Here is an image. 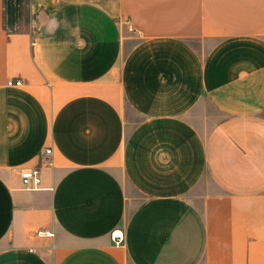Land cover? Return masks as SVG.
<instances>
[{
  "label": "crops",
  "instance_id": "0c3cea01",
  "mask_svg": "<svg viewBox=\"0 0 264 264\" xmlns=\"http://www.w3.org/2000/svg\"><path fill=\"white\" fill-rule=\"evenodd\" d=\"M23 2L13 27L0 0V264H264V0Z\"/></svg>",
  "mask_w": 264,
  "mask_h": 264
},
{
  "label": "built area",
  "instance_id": "2783aa9c",
  "mask_svg": "<svg viewBox=\"0 0 264 264\" xmlns=\"http://www.w3.org/2000/svg\"><path fill=\"white\" fill-rule=\"evenodd\" d=\"M8 84L9 85H22L23 81L22 79H16V80L12 79L8 81ZM51 151L52 149H47L45 151V154H50ZM21 176H22V182L26 188L34 189V188L40 187L41 182H42L40 169L38 168L24 169L21 172ZM111 236H112V240L117 244L124 242V233H123V230L120 228L114 229L111 233Z\"/></svg>",
  "mask_w": 264,
  "mask_h": 264
},
{
  "label": "rangeland",
  "instance_id": "374dc122",
  "mask_svg": "<svg viewBox=\"0 0 264 264\" xmlns=\"http://www.w3.org/2000/svg\"><path fill=\"white\" fill-rule=\"evenodd\" d=\"M9 0L8 3V14H7V23L10 26L16 27V23L18 21V16L23 20L27 15V5L23 0ZM20 5V7L18 6ZM18 8V9H17ZM20 13V15H19Z\"/></svg>",
  "mask_w": 264,
  "mask_h": 264
},
{
  "label": "trees",
  "instance_id": "16d2710c",
  "mask_svg": "<svg viewBox=\"0 0 264 264\" xmlns=\"http://www.w3.org/2000/svg\"><path fill=\"white\" fill-rule=\"evenodd\" d=\"M20 1V0H19ZM19 1H17V3H19Z\"/></svg>",
  "mask_w": 264,
  "mask_h": 264
}]
</instances>
